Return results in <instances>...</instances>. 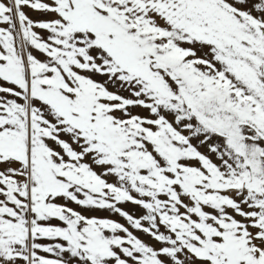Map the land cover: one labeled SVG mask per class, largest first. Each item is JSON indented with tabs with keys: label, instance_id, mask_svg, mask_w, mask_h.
I'll list each match as a JSON object with an SVG mask.
<instances>
[{
	"label": "snow or ice",
	"instance_id": "snow-or-ice-1",
	"mask_svg": "<svg viewBox=\"0 0 264 264\" xmlns=\"http://www.w3.org/2000/svg\"><path fill=\"white\" fill-rule=\"evenodd\" d=\"M0 264H264V0H0Z\"/></svg>",
	"mask_w": 264,
	"mask_h": 264
}]
</instances>
